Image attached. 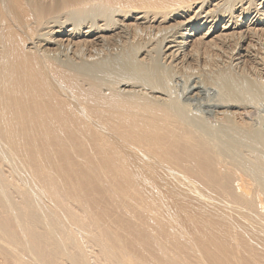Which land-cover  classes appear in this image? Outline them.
<instances>
[{
    "label": "bare ground",
    "instance_id": "obj_1",
    "mask_svg": "<svg viewBox=\"0 0 264 264\" xmlns=\"http://www.w3.org/2000/svg\"><path fill=\"white\" fill-rule=\"evenodd\" d=\"M0 264H264V0H0Z\"/></svg>",
    "mask_w": 264,
    "mask_h": 264
}]
</instances>
